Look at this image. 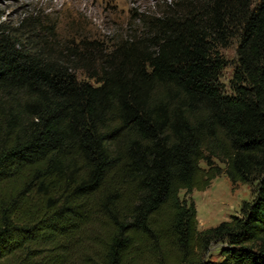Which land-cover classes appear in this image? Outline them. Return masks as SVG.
I'll return each instance as SVG.
<instances>
[{
  "label": "trees",
  "instance_id": "16d2710c",
  "mask_svg": "<svg viewBox=\"0 0 264 264\" xmlns=\"http://www.w3.org/2000/svg\"><path fill=\"white\" fill-rule=\"evenodd\" d=\"M222 173L253 196L198 229L179 192ZM0 264H264V0H171L57 59L0 28Z\"/></svg>",
  "mask_w": 264,
  "mask_h": 264
},
{
  "label": "rangeland",
  "instance_id": "374dc122",
  "mask_svg": "<svg viewBox=\"0 0 264 264\" xmlns=\"http://www.w3.org/2000/svg\"><path fill=\"white\" fill-rule=\"evenodd\" d=\"M171 0H0V28L17 35L32 51L51 58L73 57L91 42L103 48L141 29L144 19L157 15ZM236 42L220 51L228 64L221 81L229 91L235 60ZM218 164L224 167L222 163ZM200 165L205 167L203 161ZM254 185H232L225 173L213 179L203 191L179 192L192 198L197 211L198 229L214 226L238 215L241 204L250 201ZM219 244L210 248V257L219 259ZM94 256V255H93Z\"/></svg>",
  "mask_w": 264,
  "mask_h": 264
}]
</instances>
